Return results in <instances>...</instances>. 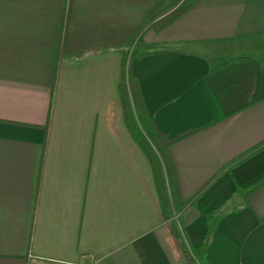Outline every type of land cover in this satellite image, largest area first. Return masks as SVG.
I'll return each mask as SVG.
<instances>
[{"label": "crops", "instance_id": "0c3cea01", "mask_svg": "<svg viewBox=\"0 0 264 264\" xmlns=\"http://www.w3.org/2000/svg\"><path fill=\"white\" fill-rule=\"evenodd\" d=\"M164 1L0 0V264H186L180 239L193 254L225 203L201 264H264V187L236 193L264 148L226 170L264 142V0H196L156 33ZM128 68L181 199L217 177L169 220L124 124Z\"/></svg>", "mask_w": 264, "mask_h": 264}, {"label": "trees", "instance_id": "16d2710c", "mask_svg": "<svg viewBox=\"0 0 264 264\" xmlns=\"http://www.w3.org/2000/svg\"><path fill=\"white\" fill-rule=\"evenodd\" d=\"M180 0H165L148 12V28L156 33H160L175 21L181 18L195 3L196 0H184L176 9H171ZM156 54L155 52H142L137 46L131 50L130 60H139L147 55ZM118 93L121 102L124 124L137 146L143 151L151 167L155 189L161 205L162 217L169 220L171 216V203L175 210H183L186 207L193 206L199 197L212 185L217 179L215 177L201 188L195 196L189 201H183L180 196L177 177L173 168L171 159L168 154L166 145L162 142L160 135L147 111L143 101L138 79L131 75L128 68L126 75L121 79L118 86ZM264 148V142L243 154L240 158L231 163L226 170L229 171L234 165L241 163L249 157L260 152ZM222 173V172H221ZM171 194V202L168 197L167 185ZM262 187H264V177L248 187H236V193L240 197L244 206H248L249 199ZM235 210L227 203L222 204L219 208L212 210L208 215V232L202 245L190 254L180 239L177 229L175 233L180 239L183 252L186 257V264H201L210 242L213 230L221 217Z\"/></svg>", "mask_w": 264, "mask_h": 264}, {"label": "built area", "instance_id": "2783aa9c", "mask_svg": "<svg viewBox=\"0 0 264 264\" xmlns=\"http://www.w3.org/2000/svg\"><path fill=\"white\" fill-rule=\"evenodd\" d=\"M24 264H38V263L36 260L32 259V260L25 262Z\"/></svg>", "mask_w": 264, "mask_h": 264}, {"label": "rangeland", "instance_id": "374dc122", "mask_svg": "<svg viewBox=\"0 0 264 264\" xmlns=\"http://www.w3.org/2000/svg\"><path fill=\"white\" fill-rule=\"evenodd\" d=\"M133 47H131L132 49ZM25 262H18V263H14V264H24Z\"/></svg>", "mask_w": 264, "mask_h": 264}]
</instances>
